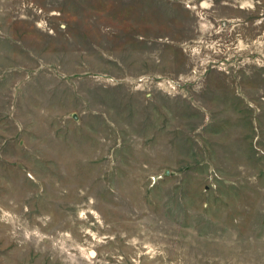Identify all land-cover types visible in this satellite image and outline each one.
Segmentation results:
<instances>
[{"label":"rangeland","instance_id":"rangeland-1","mask_svg":"<svg viewBox=\"0 0 264 264\" xmlns=\"http://www.w3.org/2000/svg\"><path fill=\"white\" fill-rule=\"evenodd\" d=\"M0 264H264V0H0Z\"/></svg>","mask_w":264,"mask_h":264}]
</instances>
